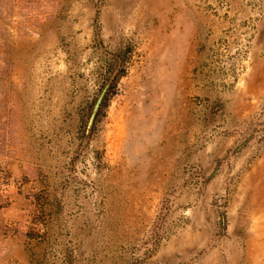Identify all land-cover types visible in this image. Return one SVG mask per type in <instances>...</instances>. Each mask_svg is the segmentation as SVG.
<instances>
[{
	"label": "rangeland",
	"instance_id": "rangeland-1",
	"mask_svg": "<svg viewBox=\"0 0 264 264\" xmlns=\"http://www.w3.org/2000/svg\"><path fill=\"white\" fill-rule=\"evenodd\" d=\"M0 264H264V0H0Z\"/></svg>",
	"mask_w": 264,
	"mask_h": 264
},
{
	"label": "water",
	"instance_id": "water-1",
	"mask_svg": "<svg viewBox=\"0 0 264 264\" xmlns=\"http://www.w3.org/2000/svg\"><path fill=\"white\" fill-rule=\"evenodd\" d=\"M114 81V77L110 78L109 81L106 83L102 91L100 92L99 96L97 97L93 109L91 111L90 117L88 119L87 128H86V137L89 136L91 128L94 124L95 118L99 112V109L103 103V100L107 94L108 89L110 88L112 82Z\"/></svg>",
	"mask_w": 264,
	"mask_h": 264
},
{
	"label": "trees",
	"instance_id": "trees-1",
	"mask_svg": "<svg viewBox=\"0 0 264 264\" xmlns=\"http://www.w3.org/2000/svg\"><path fill=\"white\" fill-rule=\"evenodd\" d=\"M119 77H120V74H119L118 77L113 81V84H112V86H111L109 92L107 93V95H106V97H105V99H104V102H105V101L107 100V98L111 95V91L115 88V85H116V83H117ZM102 106H103V105H102Z\"/></svg>",
	"mask_w": 264,
	"mask_h": 264
}]
</instances>
